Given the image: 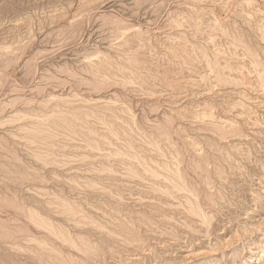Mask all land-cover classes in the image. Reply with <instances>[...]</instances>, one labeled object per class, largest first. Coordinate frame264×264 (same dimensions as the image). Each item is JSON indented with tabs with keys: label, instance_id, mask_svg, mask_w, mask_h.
<instances>
[{
	"label": "rangeland",
	"instance_id": "rangeland-1",
	"mask_svg": "<svg viewBox=\"0 0 264 264\" xmlns=\"http://www.w3.org/2000/svg\"><path fill=\"white\" fill-rule=\"evenodd\" d=\"M0 264H264V0H0Z\"/></svg>",
	"mask_w": 264,
	"mask_h": 264
}]
</instances>
